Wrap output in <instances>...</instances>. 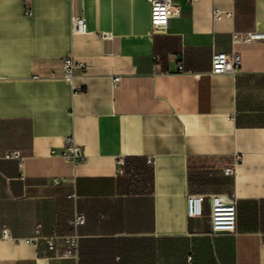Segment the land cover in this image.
Here are the masks:
<instances>
[{
	"label": "crops",
	"instance_id": "1",
	"mask_svg": "<svg viewBox=\"0 0 264 264\" xmlns=\"http://www.w3.org/2000/svg\"><path fill=\"white\" fill-rule=\"evenodd\" d=\"M174 2L154 31L148 0H0V264H264V39H234L264 32V0ZM216 51L240 69L211 73ZM68 135L77 164L52 152ZM214 194L237 198L236 233H212ZM76 212L78 257L24 240L41 222L61 248Z\"/></svg>",
	"mask_w": 264,
	"mask_h": 264
},
{
	"label": "built area",
	"instance_id": "2",
	"mask_svg": "<svg viewBox=\"0 0 264 264\" xmlns=\"http://www.w3.org/2000/svg\"><path fill=\"white\" fill-rule=\"evenodd\" d=\"M151 9V26L154 31H163L168 28L170 21L173 17L179 14V7L174 0H148ZM26 15L32 14V9L26 7ZM218 13V12H217ZM72 29L76 32H86L87 24L85 18L82 15H75L72 17ZM234 39L242 40H256L264 39V32L252 31L248 33L235 34ZM156 57V56H155ZM242 55L238 51L227 53L225 51H216L212 54V68L211 73H236L241 66ZM81 67L85 71L88 65L75 60L73 55H68L63 59V73L62 77L73 84V78L75 75V69ZM182 68V65L179 66ZM157 70V68H156ZM35 77H39L36 75ZM120 76H115L114 81H119ZM65 157L66 159L77 164L85 158L84 149L79 144L74 135H68L65 137L64 147L61 151H52ZM5 157L9 159H17L22 161L23 155L20 150L13 149L5 153ZM242 154L236 155L237 162L242 161ZM148 162L152 164L153 158L148 157ZM235 172L234 168L227 167L226 173ZM58 181L57 178L54 179ZM207 197L203 194H188L186 196V212L188 217H201L205 213V201ZM210 204V218L212 233L219 232H231L236 233L237 231V203L238 200L235 196L228 194H214L208 197ZM86 220L83 213L76 212L70 224L73 227V232L63 236L64 246L59 248L56 244V240L60 237L57 232L50 234L42 233V223L38 222L35 225V233L30 237L24 238L28 243L38 245L42 240L45 241L47 247L51 251H55L60 257H78L80 238L81 235L78 231L80 225ZM1 238H10V229L5 227L0 233ZM264 240V234H263Z\"/></svg>",
	"mask_w": 264,
	"mask_h": 264
}]
</instances>
